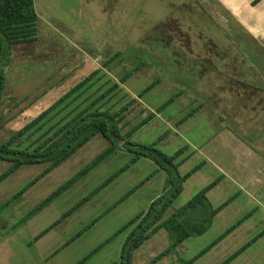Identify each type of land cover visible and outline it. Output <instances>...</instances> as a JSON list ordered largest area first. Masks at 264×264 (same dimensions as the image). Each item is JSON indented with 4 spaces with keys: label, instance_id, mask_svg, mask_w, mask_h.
<instances>
[{
    "label": "rangeland",
    "instance_id": "obj_1",
    "mask_svg": "<svg viewBox=\"0 0 264 264\" xmlns=\"http://www.w3.org/2000/svg\"><path fill=\"white\" fill-rule=\"evenodd\" d=\"M34 7L38 15L36 41L13 45L4 59L0 143L97 69L100 71L91 79V85L72 104L62 108L65 102L57 107L55 112L61 109L47 120L46 127L69 116L82 100L87 104L118 84L103 109L115 112L132 100L124 111L122 132L153 113L154 117L130 140L154 143L168 156L187 146L181 157L192 155L178 168L181 175L201 163L203 156L214 163V143L219 135L229 141L228 132L232 131L251 139L252 135L247 134L253 117L250 98L264 92V38L252 35L217 0H34ZM117 52L115 59L104 66ZM139 62L142 65L120 83L121 74ZM154 81L153 88L141 93ZM180 90L184 93L178 99L157 111ZM196 106L199 110L191 117L178 127L174 125ZM43 130L32 134L21 147ZM107 146L103 137L94 136L23 192L22 188L45 165L21 166L0 183V264H77L86 257L81 264L119 262L131 228L119 230L145 212L165 186L162 170L144 157L129 163L134 154L124 148L91 169L25 224L15 226ZM8 167L0 160V175ZM218 176L213 165L203 164L183 183L180 196L165 216ZM90 193L40 243L33 240ZM207 197L213 207L231 200L211 219L206 232L186 238L153 264H183L249 213L232 234L192 264H219L244 245L247 247L228 264H264L261 206L243 193L237 194V188L227 182H221ZM170 241L169 233L159 230L132 252L131 264L149 263Z\"/></svg>",
    "mask_w": 264,
    "mask_h": 264
},
{
    "label": "trees",
    "instance_id": "obj_2",
    "mask_svg": "<svg viewBox=\"0 0 264 264\" xmlns=\"http://www.w3.org/2000/svg\"><path fill=\"white\" fill-rule=\"evenodd\" d=\"M37 20L38 15L34 7V0H0V102L3 97L6 82L5 71L3 69L4 59L11 51L13 45L36 41ZM117 55L118 52L105 61L103 65L107 66ZM139 65H142V62L134 65L131 70L124 71L119 77V82H125L139 68ZM99 71L100 70L97 69L80 80L60 96L50 107L40 112L24 126L10 135L5 141L0 143V160L9 164V167L5 172L0 175V183L21 166L45 165L43 171L22 188L21 191L23 192L30 186L34 185L40 178L44 177L54 168L67 160L94 136L100 135L108 142V146L91 162L64 184L56 188L50 195L41 200L15 225L21 226L40 213L45 207L75 184L82 176L117 150L124 148L134 154L129 163H132L141 157L151 160L158 169L165 173L166 180L163 193L149 204L145 212H141L131 218L119 230L125 231L131 228L122 244L119 262L114 264H131L132 252L149 237L157 233L159 230L164 229L169 233L171 241L164 251L155 256L154 260H152V262H155L175 250L186 238L193 235H201L206 232L210 228L211 219L230 202L231 197L219 206L215 208L212 207L208 201L207 192L217 184L218 179H216L199 190L186 204L179 207L171 215L166 217L165 215L168 208L180 196L183 190V183L201 168L204 161L181 175L178 168L192 155V153H189L184 157H181L184 151L188 149L187 146H183L172 155L168 156L156 149L154 143L146 145L132 142L130 138L133 134L148 123L154 117V114H148V116L137 122L128 131L122 132L123 125L121 122L124 118V111H126L131 105L132 100L115 112L109 111L108 108L103 109L104 105L107 103L106 101L109 99V95L114 89L118 88V84L111 85L87 104H84L87 100H82V102L74 107V110L70 111L69 116L63 119L60 118L46 127L45 123L47 120L53 118L61 108H59L57 112L54 110L65 102L66 104H64L62 108L72 104L79 95H81L83 90L91 85V79L97 75ZM155 83L156 81L146 86L141 93H145L153 88ZM183 93L184 91L180 90L170 96L162 106L158 107L157 111H160L161 108L178 99ZM198 108L199 107L196 106L178 120H175L174 125L178 127L191 117L195 111L199 110ZM42 129H44L42 133L33 141L26 144L24 147H21L26 139ZM122 170L123 168L120 171ZM117 174L118 173L113 174L107 179V182ZM99 187L93 192L99 189ZM92 193L82 198V200L73 205L56 221L41 230L34 236L33 240L36 241L41 238L61 219L77 209V207L87 200ZM246 217L247 215L238 220L232 226L228 227L216 238V240L212 241L193 258L184 261L183 264H192L206 250L233 231ZM246 247L247 245H244L220 264H227Z\"/></svg>",
    "mask_w": 264,
    "mask_h": 264
},
{
    "label": "crops",
    "instance_id": "obj_3",
    "mask_svg": "<svg viewBox=\"0 0 264 264\" xmlns=\"http://www.w3.org/2000/svg\"><path fill=\"white\" fill-rule=\"evenodd\" d=\"M217 1L221 5L225 6L231 12L232 16L238 22H240V24L244 28L248 29L250 33H252V35L260 36L264 38V0H217ZM250 99L252 101H251V105H249V108L253 112V114L251 113L250 115L253 117L249 125L250 132H247V134L249 133L250 135H252L251 139L250 137L242 136L237 134L236 132L230 131L228 132L229 135V141H228V140H223L224 135L220 133L223 138L219 135L218 141H215L214 143V145H216V151H217L215 154V156L217 157L214 159V163H212V159L205 158L204 156H203L204 158L203 161L204 164L207 162L210 165H213L214 169L217 170L219 173V176L217 178L218 179L217 184L212 189L217 187L221 182L222 183L227 182L233 185L235 188H237V194L243 193L246 197L250 198L252 202L260 205L264 211V92L260 95H252ZM254 112H257L258 115L254 114ZM194 115H196V113ZM259 116L261 117L258 118ZM200 154L202 155V152ZM165 180L166 177L164 178V181ZM211 190H209L208 192H210ZM221 210L219 212H221ZM246 215L247 217L239 225H241L245 220H247V218L250 216V213ZM244 216L241 217L240 219L244 218ZM260 222H263V220L261 219ZM233 231H231L229 234H232ZM47 233L44 234L41 238H39L35 242L39 241L40 243V240H42V238L45 237ZM154 258L152 260H154ZM86 259L87 257L79 261L78 263L81 264ZM152 260L147 264H153L154 261L152 262ZM233 260L234 259H232L231 261ZM223 261H221L220 263H222ZM231 261H229L228 263H230Z\"/></svg>",
    "mask_w": 264,
    "mask_h": 264
}]
</instances>
